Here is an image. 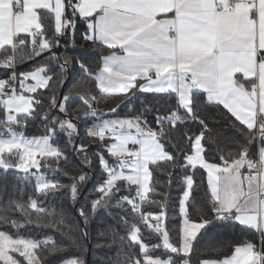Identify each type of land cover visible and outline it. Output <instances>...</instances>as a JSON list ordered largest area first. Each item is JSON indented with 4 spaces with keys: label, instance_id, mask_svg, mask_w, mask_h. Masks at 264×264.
<instances>
[{
    "label": "snow or ice",
    "instance_id": "6c2138e0",
    "mask_svg": "<svg viewBox=\"0 0 264 264\" xmlns=\"http://www.w3.org/2000/svg\"><path fill=\"white\" fill-rule=\"evenodd\" d=\"M80 24L85 46L100 50L98 70L69 51ZM37 58L44 63L17 73ZM0 68V264H88L90 224L101 211L111 223L102 218L100 264H264V0H0ZM133 98L140 109L130 104L121 114ZM107 99L115 106L98 113ZM207 108L233 118L232 147L211 135ZM37 119L42 134L29 136ZM206 140L219 162L207 159ZM70 153L89 171H65ZM177 169L174 243L165 220L177 211ZM156 170L167 175V191ZM197 171L207 208L192 195ZM94 173L99 182L81 203ZM9 174L24 182L10 195ZM217 224L238 225L256 242L203 258L200 241Z\"/></svg>",
    "mask_w": 264,
    "mask_h": 264
},
{
    "label": "trees",
    "instance_id": "16d2710c",
    "mask_svg": "<svg viewBox=\"0 0 264 264\" xmlns=\"http://www.w3.org/2000/svg\"><path fill=\"white\" fill-rule=\"evenodd\" d=\"M84 31V26L82 24L78 25V30L76 32V46L75 48H70L69 51L72 55H79L81 57L86 58L90 66L94 70H98L97 65L99 62L100 57V50L99 49H93L92 47L85 46L84 41L82 40V33ZM59 51H63V49H59ZM107 51V50H105ZM37 60L40 61L41 64L44 63L43 58H37L33 61H26L24 63H21L17 66L16 71L17 73L20 72H26L31 71L33 67L36 65ZM7 75V70L0 68V78H4ZM72 80L70 79L68 81V85L70 86L72 84ZM94 88V85H93ZM67 88L65 89V91ZM43 91V90H41ZM146 94L137 93V96H142ZM204 94L200 93V98L203 99ZM78 104L79 101H76ZM116 104V101L114 99H107V100H100L96 103V108L98 113H108L109 110L114 107ZM134 105L137 110L140 109V102L138 99H127L124 100L123 103H121L120 108L118 111L123 114L125 111H127L128 105ZM44 107H47V99H45ZM43 111V108L41 109V112ZM55 111V110H54ZM207 113L209 114L211 119H209V127L213 130V133L211 135H216L217 142L224 145L225 147H232L230 143L226 141L225 138L232 137L235 135L236 132V125L231 123L232 119L230 116L220 115L217 113V110L215 108H207ZM222 111V110H221ZM73 117H80L81 121L85 119L83 117L82 113L79 111H73L72 112ZM0 117H2V113H0ZM151 120V117H149ZM91 122V121H90ZM153 127H155V124L153 123ZM198 125L196 126H190V130L195 132L198 130ZM184 131V126H181V132ZM27 134L29 136L31 135H40L42 134L40 129V121L39 119L30 121L27 126ZM85 134V129L83 126L80 127V135L83 136ZM61 147H64V139L61 137L58 141ZM206 149H207V159L210 161L215 158L216 162H219V154L217 152L216 146L210 141L206 140ZM168 150L173 151V148L171 145H168ZM42 159V158H39ZM43 162V161H42ZM75 165V167H73ZM83 170L84 172H88V168L82 165L78 158L75 157L74 154H69V162L67 165H65L64 170L67 171L70 175H76L79 170ZM45 175L51 176L52 173L49 172L47 169H42ZM20 176H23V173H19ZM56 175L62 180L63 183L67 184L69 183V179L62 175L61 172H56ZM155 175L157 178L162 180L163 186L159 188L161 192L167 191L169 188L168 185V177L166 174L161 173L159 170H156ZM91 179L89 182H87L83 187V193L80 197L81 203L84 201L85 196L92 197L93 189L99 182V173L90 174ZM182 176V172L177 169L174 171V177L173 182L171 186V202L176 203V215L174 218H166L165 225L168 229H170V236L174 243H178L179 241V226H180V217L178 214V199L181 194V188L182 185L180 183ZM203 180V183H202ZM0 183H5L2 179H0ZM8 185V194H12L14 191L13 185L16 184H23L24 182L22 180H17L16 175L9 174L8 179L6 181ZM206 179H204L200 171H197L195 176V192L192 194L196 197V200L203 204L206 208L208 207L206 200H207V190H206ZM59 195V194H58ZM160 199H163V197H160ZM59 201H57V204ZM65 208L69 207L68 201H64ZM79 206V205H78ZM87 210V209H86ZM151 211H158V206H151L149 209ZM191 218L193 220L199 219V213L196 211L195 207L191 208ZM75 214L73 213V216ZM102 218L107 221L106 214L101 211L99 212L95 219L92 220L90 224V231H91V241L88 244V254L87 259L89 258V264H100V261L98 257H103L106 255L107 250L103 248H96L95 245L98 241L101 240V237L99 236V232L102 229L106 228V223L101 222ZM75 222L81 224L82 221H79V218H75ZM107 223H111V221H107ZM7 231L15 235V230L12 228H8ZM21 231H24L23 229ZM33 232L36 230L33 229ZM55 239H59V237H55ZM246 240H250L252 242H256L255 235L250 232L246 231L240 228V226L232 227L231 225H221L217 224L214 225L207 233H205L204 238L200 241L199 244V250L207 249L206 252L203 254V258H210V259H222L225 256L231 255L234 246L240 245ZM221 243L223 246L221 247ZM215 247L216 250L213 251L212 248ZM96 253V257L93 256V253ZM197 255H200V251H198ZM22 259V258H20ZM196 257H194L195 261Z\"/></svg>",
    "mask_w": 264,
    "mask_h": 264
},
{
    "label": "crops",
    "instance_id": "0c3cea01",
    "mask_svg": "<svg viewBox=\"0 0 264 264\" xmlns=\"http://www.w3.org/2000/svg\"><path fill=\"white\" fill-rule=\"evenodd\" d=\"M239 75V74H238ZM28 83H32L31 81H29ZM25 95H27V93H25ZM40 157H37V159H39Z\"/></svg>",
    "mask_w": 264,
    "mask_h": 264
},
{
    "label": "water",
    "instance_id": "95a60500",
    "mask_svg": "<svg viewBox=\"0 0 264 264\" xmlns=\"http://www.w3.org/2000/svg\"><path fill=\"white\" fill-rule=\"evenodd\" d=\"M87 262H88V264H89V258L87 259Z\"/></svg>",
    "mask_w": 264,
    "mask_h": 264
}]
</instances>
